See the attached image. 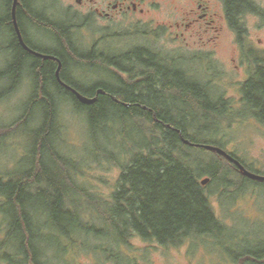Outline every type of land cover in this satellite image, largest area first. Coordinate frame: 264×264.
Masks as SVG:
<instances>
[{
  "label": "trees",
  "instance_id": "16d2710c",
  "mask_svg": "<svg viewBox=\"0 0 264 264\" xmlns=\"http://www.w3.org/2000/svg\"><path fill=\"white\" fill-rule=\"evenodd\" d=\"M222 1L226 18L236 31L241 47H244L242 53L253 65L241 85L243 112L240 114L253 116L264 124V57L246 48L244 40L247 29L243 22L247 13L260 15L264 19V10L252 0ZM30 13L26 16V22L33 25L37 23L39 29L49 32L56 39L58 48L55 55L62 59L63 68L60 72L66 76L68 82L70 80L68 69L71 67L90 66L99 69L102 54H96L94 51L87 53L79 44L73 43L69 39V30L61 22L56 26L51 24L52 27H48L45 21L41 24L34 21L36 12ZM88 54L92 56L88 57ZM126 56L129 63L134 62L131 55ZM0 60L5 63L2 54ZM104 62L105 69L115 70L111 76L112 81L97 84L90 91H86L83 85L76 84L73 80L69 83L89 97L97 96V90L100 88L113 96L101 93L95 103L83 104L73 95L72 103L76 110H83L86 113L88 123L95 131L103 127L112 128V134L114 127L111 123L118 117L123 123L132 121L139 134L135 136L137 140L126 143L123 148V152L128 149L124 156L129 158L125 163H121V175L109 201L97 204L88 189L79 188L76 176L80 167L76 159L58 162L55 172L49 170L44 160L49 151L52 154L56 153L51 144L58 111L56 99L68 97L66 89L54 83V69L49 61H46V65L40 69V63L28 53L21 50L11 54L8 62L11 76H17L18 73L25 71L36 78L46 77L48 83L33 84V91L27 99L30 101L29 109L32 110L34 106L43 104L45 109V128L39 140L36 138L34 142L35 161L32 170L12 176L0 174V207L8 217L6 246L10 245L9 240L15 239L13 245L19 247L16 249L13 246V252L4 253V259H7L8 264H45L38 256L39 252L43 254L44 251L41 252L34 242L37 236L35 225L43 221L45 214L51 215L50 222L65 237L70 238V231L61 222L68 219L74 224L75 230L102 239L104 244L96 248L101 249V252L110 253V258L116 255L120 246L130 244L135 237L146 242L154 241L164 246L178 247L188 241L203 238L219 240L221 237L218 236L226 237L232 233L215 215L210 196L201 183V178L208 175L211 180L217 181L226 188L235 182L228 177L235 175L234 170L238 171L237 166L224 156L200 146V144L213 143L191 136L189 132L193 128L188 127L186 118L189 117V113L186 112L185 117H178L175 115L174 104L168 105L169 99L173 102L177 98L182 99L201 107L202 113L210 115L211 119L215 114L220 121L232 113L230 110L228 112L229 106L226 105V101H213L212 107L211 101L195 96L197 91L195 92L192 87L179 85L178 78L172 73L169 74V70L159 64H154L149 72L145 70L143 64L135 68L131 65L125 67L123 62L119 66L114 58ZM119 67L121 71L128 72L132 79L126 80L120 75ZM140 71L145 73L146 80L134 78L133 72ZM5 76L6 73L1 68L0 101L9 98L14 88L18 86L7 83L3 79ZM144 106L150 111L144 109ZM20 121H16V126ZM165 124L180 129L183 137L177 130ZM205 129L208 131L209 126ZM4 131V127L0 128L1 139H5L6 133H10ZM126 134V132L120 134L122 141ZM10 136L12 135L8 137ZM183 138L190 139L195 145L186 144ZM213 145L222 147L219 144ZM209 152L212 153L210 154L212 158L207 156ZM233 155L239 159L238 156ZM105 156L114 158L116 155L108 151ZM244 165L250 170L249 166ZM238 172L242 175L240 171ZM64 183L71 185L73 191L81 192V198L78 199L74 194L68 193L71 187L68 185V189ZM235 187L242 190L244 185L238 187L236 183ZM41 195L46 200L44 203L46 206L42 205L44 208H40L37 201ZM233 241L229 242V247L234 246ZM231 254L235 257L249 256L257 264H264V251L248 250L246 254H237L234 251Z\"/></svg>",
  "mask_w": 264,
  "mask_h": 264
},
{
  "label": "rangeland",
  "instance_id": "374dc122",
  "mask_svg": "<svg viewBox=\"0 0 264 264\" xmlns=\"http://www.w3.org/2000/svg\"><path fill=\"white\" fill-rule=\"evenodd\" d=\"M40 1L43 5H49L53 16L56 17L55 13L58 14L60 22L64 24L69 5L76 4L75 0ZM161 1L159 2L162 8L153 11V24L149 23L156 29L152 37L144 34V30L151 27L145 25L147 23L145 20L137 21L139 23L134 25L132 32L130 23L120 18L116 22L97 20V23H92L91 30L103 29L105 33L112 34L114 31L120 34L132 32L130 37L106 36L103 38L100 33L102 38H99L94 33L89 34V30L81 26L76 28L74 39L86 52L93 49L96 54H102V51H112L111 46L123 51L130 46L147 44L155 51L174 47L179 49L178 46L183 44L170 32L168 35L169 28L164 25L165 22L168 23L167 26L170 25L174 18L165 5L170 9H177L182 0ZM252 1L264 10V0ZM84 7L76 6L72 11L76 15L75 25H82ZM213 7L219 13V22L222 27L220 40L216 47L213 46V53H216L214 54L216 58L213 57V61L218 65L222 76L216 80L213 89L218 93H227V84L225 85V83H241L248 77L253 65L250 63V59L243 55L237 33L225 17L224 2L213 0ZM243 22L247 29L244 40L247 48L264 57V19L260 15L247 13ZM31 33V36H47L49 42L55 41V38L42 29L38 28ZM64 53L66 54L65 51ZM90 55L92 56V54H88V57ZM233 56H238L247 63H241V68H237V63L231 60ZM99 63V69H93L90 66L71 67L68 69L69 75L74 76V79L80 77V81L87 75V77L103 80L109 79L115 70L105 69L106 64L102 60H99ZM3 66V60H0V70ZM190 67L193 68L195 65L190 64ZM223 78L226 82L223 81ZM83 86L86 91H90L95 85L88 80L87 84L85 83ZM229 89V93L234 95L227 97L232 100L225 101L229 106L228 112L230 110L232 113L230 112L229 116L220 121L217 120L215 114L211 119L210 115L202 113L201 107L193 105L191 102L187 103L182 99L177 98L174 102L169 99L168 105L173 106L174 104L175 115L178 117H185L186 112L189 113V117H186L188 127L195 129H190L191 136L221 145L230 153L238 156L240 161L249 166L251 171L264 174V124L253 116L240 114L243 112L239 96L240 88L238 90L235 87H229ZM32 91V85H18L9 98L0 101V128L4 127V132H10L6 133L5 139L0 138V174L2 175L24 174L33 168L34 142L36 138L39 140L45 128V109L44 104L36 105L32 110L29 109L30 101L27 99ZM56 100H58L57 120L55 132L51 138V144L56 153L52 154L50 151L47 153L44 158L46 165L49 170L55 172L58 162L76 159L80 167L76 176L79 188L88 189V192L95 197L93 199L97 204L108 202L121 175V163H125L129 158L124 156L128 149L123 152V148L126 143L137 140L135 136H138L139 130L132 121L128 120L127 123H123L117 117L111 123L114 127L112 134V128L104 129L103 127L95 131L90 127L86 113L83 110H76L70 97H59ZM23 116L28 117L25 120ZM17 120L21 121L19 124L17 122L16 126ZM207 126H209L208 131L204 128ZM10 127L12 129H8ZM125 132L127 134L122 141L120 134ZM10 134L12 136L8 137ZM108 151H112L116 156L107 158L105 154ZM210 154L212 153L209 152L207 156L212 158ZM234 171L235 175L229 176L228 179H234L235 182L226 188H221L217 181L211 179L203 184L210 196L215 215L225 227L232 231L230 236L216 235L221 239L203 238L188 241L178 247L164 246L154 241L146 242L135 237L130 244L120 246L118 250L116 248V255L110 258V253L101 252V249L96 248L98 245L104 244L102 239L75 230L74 224L68 219L61 222L70 231V238L65 237L50 222L51 215L45 214L43 221L35 225L37 232L35 245L41 252L44 251L43 254L40 252L38 254L40 261L45 264H257L249 256L237 255L235 257L231 253L236 251L237 254H246L248 250L264 251V183L241 178L243 176L237 170ZM207 177L210 176L205 175L201 180ZM62 180L60 179V181ZM236 183H238V187L244 185V188L236 189ZM65 185L68 189L69 186L71 187L68 193L74 194L78 199L81 198V192L73 191L69 184V186ZM42 195L37 200L40 208H44L42 205H45L46 202ZM7 220V215L0 207V264H8L7 259L5 258V260L3 256L6 251L13 252V246L16 249L19 248L17 245H13L15 239L9 240L10 245L6 246ZM232 241L234 246L229 247V242L232 243Z\"/></svg>",
  "mask_w": 264,
  "mask_h": 264
},
{
  "label": "flooded vegetation",
  "instance_id": "af4514ba",
  "mask_svg": "<svg viewBox=\"0 0 264 264\" xmlns=\"http://www.w3.org/2000/svg\"><path fill=\"white\" fill-rule=\"evenodd\" d=\"M14 1L15 0H0V54L3 55V59L5 60L3 71L4 73H6V76L3 79L6 80L7 83L19 86L23 84L45 85L46 83H48L46 77L40 76V78H36L34 75H31L30 73H27L25 71L23 73H18L17 76H11V67H8V62H10L11 54L15 53L16 51L19 52L21 50L28 53V55H30L32 58L36 59L37 62L40 63V69L43 65H46V61H49L50 65H52L54 69V83L66 89V93H68L66 94V96L70 98H72L73 95L77 98L75 92L69 87L71 86L69 83L70 80H73L76 84L80 85H83L85 83L87 84L88 80H90L93 85L112 81L111 77L107 80H103L94 77H87V75L85 78H82L81 81L80 77L75 78V80L74 76H70V80L68 82L66 80V76L60 72L61 79L65 84L62 83L57 78L56 74L57 68L59 66V60L52 58L46 59L31 52L24 45L25 43L30 49L36 52L58 57L57 55H55V52L58 48L56 39L54 42H49V38L47 36H31V32L40 27L37 25V23L33 25L32 23L30 24L26 22V16L29 15V13L32 11L36 12L34 16L35 22L41 24L43 21H45L47 23L46 26L52 27L51 24L56 26L58 25V23H60L58 14L55 13L56 17H54L51 7L49 5L41 4L40 0H26L27 5L25 0H19L14 12ZM75 1L76 4H70L69 8L67 9V15L65 19L66 23L64 24L61 22V24H64L66 29L69 30V39L72 40L73 43L76 42V40L74 39V34L76 32V28L78 27L84 26V28L89 30V34L94 33L95 36L99 38H102L100 37V33L103 35V38L106 36L130 37L135 27L134 25L139 23L137 21L140 20H145L147 22L145 25L151 26L144 30V34L145 36L152 37L156 31V29H154L152 26L153 11L162 8V5L160 4V2H162L161 0ZM76 6H85L82 10L83 23L79 26L75 25L74 21L76 15L72 13ZM165 6L167 9H169V11L171 12V16L174 18L172 19L170 25L167 26L168 23L166 24V22L164 25L169 28L168 35L170 32L174 38H176L181 44H183L182 46H178L179 49L174 47L172 49L169 48L167 50L155 51V49L147 44L130 46L125 51H123L121 49H115V47L111 46L110 48L112 49V51H102V61L104 62L106 60H109V58H114L117 65L119 66H121L124 62L125 67L131 65L135 68H137L139 64H143L146 67L145 70L149 72L154 67V64L162 65L169 70V74L172 73L173 75H175V77L178 78L177 83H179V85H187L189 87H192L195 92L197 91L194 95L203 97L204 100L211 101L212 107L213 101L232 100L229 98L227 99V97L234 95L233 93H229V87H235L238 90L240 88L239 96L242 99L243 95L241 93V85L243 81L241 83L238 82L237 84L225 83V85L227 84V93H218L217 90L213 89V85L216 84V80L220 79V77L222 76L220 69H218V65L213 61V57L216 58V56H214V54L216 53H213V46L216 47V44L220 40L222 33L221 23L219 22V13L213 7V0H182L181 2H179L177 9H170L167 5ZM120 18L130 23L132 32L120 34L119 32L114 31V34H112L108 32L105 33V30L103 29L97 31L91 30L92 23H97V20L103 22H116ZM39 19H42V21H40ZM150 22H152V24H149ZM52 38L54 37L52 36ZM64 40L67 41L66 38H64ZM92 48L97 49L98 47ZM243 48L244 47H241L242 51ZM89 51L91 52L95 50L90 49ZM89 51L87 53H89ZM128 54L131 55L130 57L134 60V62L129 63L126 60L128 58L126 55ZM58 58L60 59V57ZM38 59L40 60L38 61ZM60 60L62 62V59ZM231 60L237 63V68H241V63H247L245 60L239 58L238 56H233ZM190 64H194L195 67L191 68ZM112 68L117 69L116 67ZM118 70H120V75H123L126 80L132 79L128 72L121 71L120 67L118 68ZM133 73L134 78L139 77L140 80H146V77H144V72L140 71L139 73ZM223 81L226 82L225 78H223ZM76 90L78 91V89ZM105 92L106 93L104 95L108 94L113 96L111 93H108L107 91ZM144 109L150 111L146 106H144ZM154 117L156 120L158 119L155 113ZM165 125L169 128L177 130L178 132L180 130L176 127L171 126L170 124ZM241 176H244L245 179L248 178L243 174ZM252 181L264 183L263 181L258 180ZM218 186L223 188L222 184H219Z\"/></svg>",
  "mask_w": 264,
  "mask_h": 264
},
{
  "label": "water",
  "instance_id": "95a60500",
  "mask_svg": "<svg viewBox=\"0 0 264 264\" xmlns=\"http://www.w3.org/2000/svg\"><path fill=\"white\" fill-rule=\"evenodd\" d=\"M19 0H15L14 1V12H15V9H16V6L18 4ZM24 43V42H23ZM24 45L33 53L39 55V56H42L44 58H52V59H57L59 60V66L57 68V71H56V74H57V78L62 82L63 80L61 79V74H60V71H61V68H62V62L61 60L56 57V56H53V55H47V54H42V53H39V52H36L32 49H30L25 43ZM65 84V83H64ZM68 86V85H67ZM76 94L78 100L83 103V104H93L97 101L98 99V95L100 93H103L105 94V90L104 89H99L98 90V93H97V96L95 97H89V96H86L84 94H82L81 92L77 91L75 88L69 86ZM127 106H129V104H126ZM179 132L181 133L182 137H183V133L179 130ZM184 142L186 144H194L192 143L189 139H185L183 138ZM195 145V144H194ZM199 145V144H198ZM200 146H202L203 148H206L212 152H215V153H218L222 156H224L225 158H227L229 161L233 162L234 164L237 165L238 167V170L240 171V173H242L243 175L247 176L248 178L250 179H253V180H258V181H263L264 182V174H259V173H256V172H253L251 170H249L239 159H237L234 155H232L230 152H228L227 150H225L224 148L220 147V146H217V145H213V144H200ZM210 180L209 177L203 179L201 181L202 184H206L208 181Z\"/></svg>",
  "mask_w": 264,
  "mask_h": 264
}]
</instances>
